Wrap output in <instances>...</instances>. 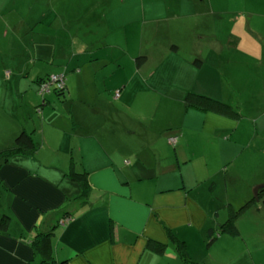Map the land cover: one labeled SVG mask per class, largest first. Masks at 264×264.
<instances>
[{
	"label": "crops",
	"instance_id": "0c3cea01",
	"mask_svg": "<svg viewBox=\"0 0 264 264\" xmlns=\"http://www.w3.org/2000/svg\"><path fill=\"white\" fill-rule=\"evenodd\" d=\"M14 2H20L16 10H12ZM39 2L0 0V42L10 33L28 35L39 24L54 30L55 10L34 5ZM45 46L48 54L41 49ZM213 47L215 56L223 57L217 67L231 78L227 90H236L233 72L256 65L242 59L252 48L242 47L237 32L228 42ZM178 49V44L173 45L167 55ZM129 56L128 62L135 63L134 56ZM59 57L66 59L65 52H58L49 42L37 43L31 55L35 69L28 70L26 65L10 79L0 66V85L7 86L10 79L8 85L16 94L15 100L0 103V153L14 149L23 131L37 145L34 154L18 152L0 158V216L10 217L9 228L0 231V264L39 262L32 246L35 235L49 230L53 214L83 194L81 185L70 178L71 171L85 175L90 188L85 204L70 211L66 222L62 219L55 229L56 264H186L170 233L185 243L196 264H264L263 196L240 214L237 235L223 234L210 249L207 244L209 230L224 224L231 210L249 202L252 188L264 184V173L245 181L249 185L244 195L228 196V205L195 202L199 183L215 181L218 186V170L233 161L248 164L249 159L240 153L243 141L235 121L202 111L204 121L195 123V108H187L181 100L185 90L168 86L169 79L146 74L149 57L141 67L136 65L138 73L116 83L113 94L104 90L106 82L98 88V75L91 70L105 58L85 63L70 59L62 68L56 65ZM118 58L112 57V65L120 68ZM51 59V65L45 63ZM176 61L165 58L156 67L169 66L173 76L181 75L184 68L194 70L189 68L190 61ZM61 74L63 94L52 84L41 96V83ZM262 77L257 79L258 86ZM259 87L241 88L262 90ZM186 89L195 92L193 81L189 80ZM196 131L208 138L195 139ZM174 137L178 140L171 143ZM251 155V164L261 162L257 153ZM228 171L227 185L236 181L233 176L227 178ZM232 197L236 198L234 205ZM221 207L228 210L223 217L218 213ZM248 216L251 227L245 232ZM157 244L165 246L162 253L153 249Z\"/></svg>",
	"mask_w": 264,
	"mask_h": 264
},
{
	"label": "rangeland",
	"instance_id": "374dc122",
	"mask_svg": "<svg viewBox=\"0 0 264 264\" xmlns=\"http://www.w3.org/2000/svg\"><path fill=\"white\" fill-rule=\"evenodd\" d=\"M19 4L20 2H14L12 10L18 9L16 7ZM34 5L45 11L54 9L57 22L54 30L39 24L28 35L10 33L7 39H2L0 66L3 73L8 71L10 79L17 77L18 71L26 65L28 70L35 69L31 55L37 43L43 45L49 42L58 52H65L66 59L63 57L56 59V65L62 68L66 66V60L70 59L85 63L105 58L103 64L99 62L92 66L91 70L93 74L98 75L96 82L98 88L106 82L108 87L103 86L104 90L109 89L112 94L114 93L112 88L119 80L138 73L137 66H142L138 65L139 59L145 62L149 57L151 65L145 69L146 74L153 73L161 80L169 79L172 83L168 86L172 85L182 91L184 89L185 93L193 92L186 89L189 80L193 81L195 94H204L231 105L241 115L239 119L227 116L225 118L235 121L237 127H240L237 132L243 141L240 153L242 158L246 156L249 159L248 164L240 162L234 164L233 161L226 169L218 170L217 173H221V179H218L221 183L218 186L215 181L206 185L199 183L195 188V202L210 203L218 207L220 204L228 205V196L244 195L249 185V182L245 181H250L255 173L259 172V175L264 173V81H259L260 87L257 85L258 77H264V0H40ZM6 15L10 16V13ZM50 20L51 18L48 22ZM234 32L241 37L243 48H252L242 59L247 58L250 64L254 61L256 65L243 66L244 68L234 71L233 79L237 89L227 90V81L231 78H228L223 69L217 67L216 62L223 57L215 56L213 46L228 42ZM177 44L180 50L167 55V51L172 50V46ZM41 49L43 54H48L46 46ZM129 54L134 56L135 63L132 62L134 64L128 62L131 59ZM113 56L119 57L120 68L116 63L112 65ZM163 58L175 59L178 63L180 61L185 63L188 60L189 68L194 70L190 72L184 68L179 73L182 76H173L175 72L171 71L169 66L156 67L159 60H164ZM196 60L202 62L200 68L194 65ZM46 61L45 63L50 65L53 63L52 59ZM85 72L88 73V70ZM191 76L193 79H190ZM10 79L6 80L7 86L0 85L1 104L9 99L15 100V88L8 85ZM177 79L180 85H177ZM251 85H256L262 90L243 91L246 88H241ZM183 99L184 97L181 98ZM202 113L195 109V123L198 122V125L204 121ZM207 138L202 131L195 132V139ZM251 153L259 155L258 158L261 159L257 160L261 161L259 164L250 163ZM226 170H229L227 178L233 176L235 183L228 182L227 185ZM255 187L252 188L250 200L245 205L256 201L253 200ZM235 201L236 198L232 197L230 203L234 205ZM72 203L69 202L67 205ZM239 207L240 204L235 210ZM218 213H222L223 217L224 213L228 214V210L221 207ZM54 216L53 214L52 217ZM216 218L218 220L220 217ZM248 220L244 222L245 232L251 227L249 224L252 218ZM12 227L14 229V226Z\"/></svg>",
	"mask_w": 264,
	"mask_h": 264
},
{
	"label": "trees",
	"instance_id": "16d2710c",
	"mask_svg": "<svg viewBox=\"0 0 264 264\" xmlns=\"http://www.w3.org/2000/svg\"><path fill=\"white\" fill-rule=\"evenodd\" d=\"M144 62L139 59L138 65H142ZM198 68L202 66V62L196 60L194 62ZM7 74V73H6ZM9 75H7L8 77ZM55 76H62L64 78V75H55ZM43 83H41L42 86ZM41 86L39 88V94L41 96H44L45 94H41ZM65 89V81L63 88H61L60 83L55 84V90L59 92V94H63V91ZM45 98V97H43ZM185 106L187 108H195L196 110H200L203 112H213L216 114H220L222 116L232 117V118H241V115L238 111H236L231 105H228L220 100L214 99L213 97H209L204 94H198L195 92H188L184 95L183 99ZM176 138V137H174ZM171 139V138H170ZM177 139V138H176ZM178 140V139H177ZM37 151V145L34 142L32 136L28 134L27 132L23 131L21 132L15 140V148L14 149H8L0 153V158L2 160L7 159L9 156L15 153H23V154H34ZM70 178L79 183L82 187L83 194L82 196L72 204H69L65 206L61 211L56 212L54 217L51 219V228L47 230L46 232H38L34 239L32 240V246L35 251V254L39 258V262L37 264H56L55 258H54V246H53V239H54V233L55 229L57 228L59 222L64 219L66 222L67 219L66 215H69L70 211H73L78 206H82L86 202V195L89 192V183L87 181V178L85 175H79L75 173L74 171H71ZM264 193V190H262L259 195L258 199L262 198ZM256 200V199H255ZM252 203L244 205L242 208H240L237 211L231 210L230 216L228 220L220 225L216 229H210L208 233V246H211L215 241L222 236L223 234H230V235H237L238 228L236 226V222L242 214L245 209L250 207ZM263 207H264V201H263ZM61 217V218H60ZM10 225V217L8 214H2L0 216V231L5 232ZM170 238L177 246V250L179 254L181 255L182 259L186 264H196L193 263L191 260V257L187 251L185 243L180 240L178 237H176L173 233H170ZM153 249L156 250L159 253H162L165 249V246L161 244H157L153 246ZM62 264H66V261Z\"/></svg>",
	"mask_w": 264,
	"mask_h": 264
},
{
	"label": "built area",
	"instance_id": "2783aa9c",
	"mask_svg": "<svg viewBox=\"0 0 264 264\" xmlns=\"http://www.w3.org/2000/svg\"><path fill=\"white\" fill-rule=\"evenodd\" d=\"M7 75H9V73H7ZM58 84L60 83L61 85V88H63V85H64V80H62V77L60 78V76H52V77H49V80H47L46 82H43L42 86H41V94H45L47 92L50 91V87L52 84ZM116 98H119L120 97V93L117 92L116 95H115ZM170 142L171 143H176L177 142V139L176 138H171L170 139Z\"/></svg>",
	"mask_w": 264,
	"mask_h": 264
},
{
	"label": "water",
	"instance_id": "95a60500",
	"mask_svg": "<svg viewBox=\"0 0 264 264\" xmlns=\"http://www.w3.org/2000/svg\"><path fill=\"white\" fill-rule=\"evenodd\" d=\"M262 190H264V185H259V186L255 187L254 195H255V198H256L257 200H259V199H258V195H259V193H260Z\"/></svg>",
	"mask_w": 264,
	"mask_h": 264
}]
</instances>
